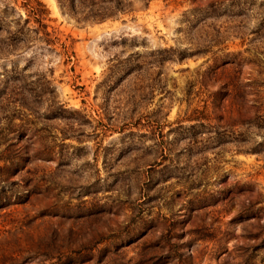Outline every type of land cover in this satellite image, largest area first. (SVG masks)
<instances>
[{"label": "rangeland", "instance_id": "374dc122", "mask_svg": "<svg viewBox=\"0 0 264 264\" xmlns=\"http://www.w3.org/2000/svg\"><path fill=\"white\" fill-rule=\"evenodd\" d=\"M94 2L0 0V264H264V0Z\"/></svg>", "mask_w": 264, "mask_h": 264}, {"label": "trees", "instance_id": "16d2710c", "mask_svg": "<svg viewBox=\"0 0 264 264\" xmlns=\"http://www.w3.org/2000/svg\"><path fill=\"white\" fill-rule=\"evenodd\" d=\"M85 1H87V4H89L92 7V9H90L88 11V13L85 14L86 16L84 18H86V19L91 18V19L103 20L106 17H109L111 14H113V13H106V12H108V10H111L110 8L105 9V10H107V11H104L105 13H95L93 8H94V6H97V4L94 2V0H82V3L85 4ZM37 5H40V4L38 3ZM128 6H129V3H124V0H115V9H113V10H126V8ZM32 12H33L32 14L38 15L37 13H34V11H32ZM112 12H114V11H112ZM9 260L12 261L14 259H9ZM61 262H62V260L60 259V260H58V263H56V264H63Z\"/></svg>", "mask_w": 264, "mask_h": 264}]
</instances>
